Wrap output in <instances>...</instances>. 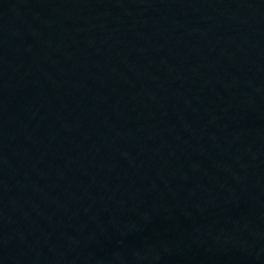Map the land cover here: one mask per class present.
Segmentation results:
<instances>
[{
	"label": "water",
	"instance_id": "95a60500",
	"mask_svg": "<svg viewBox=\"0 0 264 264\" xmlns=\"http://www.w3.org/2000/svg\"><path fill=\"white\" fill-rule=\"evenodd\" d=\"M0 264H264V0H0Z\"/></svg>",
	"mask_w": 264,
	"mask_h": 264
}]
</instances>
